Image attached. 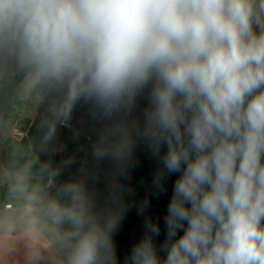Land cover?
Segmentation results:
<instances>
[{
  "label": "clouds",
  "instance_id": "clouds-1",
  "mask_svg": "<svg viewBox=\"0 0 264 264\" xmlns=\"http://www.w3.org/2000/svg\"><path fill=\"white\" fill-rule=\"evenodd\" d=\"M15 106L38 137L10 131ZM78 106L94 164L60 181L72 161L41 155ZM140 144L155 192L175 180L163 241L146 217L124 264H264V0H0V261L19 264L23 240L26 264H118Z\"/></svg>",
  "mask_w": 264,
  "mask_h": 264
},
{
  "label": "trees",
  "instance_id": "trees-1",
  "mask_svg": "<svg viewBox=\"0 0 264 264\" xmlns=\"http://www.w3.org/2000/svg\"><path fill=\"white\" fill-rule=\"evenodd\" d=\"M11 108L10 111H12ZM39 117L26 119L22 128L25 134L21 140L27 142L31 138L38 137L37 124ZM95 123L90 120L87 114L86 106H78L73 113L72 120L69 126H59L56 134L54 151L41 155L42 160H51L53 166L61 164L62 161L71 160L72 163L62 168L61 175L58 177L60 181L77 179L81 166L87 161V165L91 168L94 162L91 159L90 149L91 143L95 139L94 127ZM79 131L80 135L75 136L74 133ZM107 161L101 162L99 165L100 179L96 185L97 189L103 191L106 187L104 177L107 175L110 168H105ZM3 199V189H0V201ZM144 221L122 220L118 230L114 234V242L116 245V253L118 264H124L125 257L130 253L129 248H132L144 234ZM134 231H138V235H133ZM129 232L130 234H127ZM164 239L161 238L162 242Z\"/></svg>",
  "mask_w": 264,
  "mask_h": 264
},
{
  "label": "crops",
  "instance_id": "crops-1",
  "mask_svg": "<svg viewBox=\"0 0 264 264\" xmlns=\"http://www.w3.org/2000/svg\"><path fill=\"white\" fill-rule=\"evenodd\" d=\"M147 91V90H146ZM146 92L143 96L138 98L137 107L134 111V115L142 118L143 108L146 106ZM35 117V116H34ZM33 119V118H32ZM20 139L25 135L23 131ZM134 165L129 170V178L125 181L126 185L132 190V193L125 194V200L128 203V210L124 214L123 220L145 221L146 217H151L154 221H159L161 227V235L156 238V243H161L160 239L165 236L163 217L166 215L167 204L171 198L172 185L175 180V176L170 177L165 182L166 191L161 194H157L152 187V180L158 164L154 158L151 157L144 145L137 146L134 152ZM107 165L105 168H110V163L105 162ZM145 199L149 201V207L146 209L143 215L138 214L137 209ZM133 235L138 231L131 232ZM127 234H130L127 232ZM144 234V232H142ZM43 243V242H42ZM15 246L19 251V264H26L23 259V253L25 251V241L20 240L15 242ZM131 250V248H129ZM127 250V251H130ZM0 264H3L0 261Z\"/></svg>",
  "mask_w": 264,
  "mask_h": 264
},
{
  "label": "rangeland",
  "instance_id": "rangeland-1",
  "mask_svg": "<svg viewBox=\"0 0 264 264\" xmlns=\"http://www.w3.org/2000/svg\"><path fill=\"white\" fill-rule=\"evenodd\" d=\"M34 115L23 106H15L12 111L6 115V123L8 124L10 131L17 137L22 135V128L26 119H32Z\"/></svg>",
  "mask_w": 264,
  "mask_h": 264
}]
</instances>
